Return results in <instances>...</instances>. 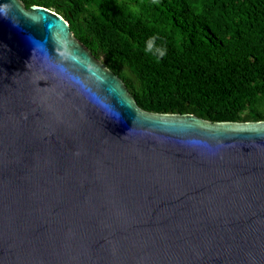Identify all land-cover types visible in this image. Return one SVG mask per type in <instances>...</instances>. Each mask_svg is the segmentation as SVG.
I'll list each match as a JSON object with an SVG mask.
<instances>
[{
	"label": "water",
	"instance_id": "95a60500",
	"mask_svg": "<svg viewBox=\"0 0 264 264\" xmlns=\"http://www.w3.org/2000/svg\"><path fill=\"white\" fill-rule=\"evenodd\" d=\"M0 264H264V120L145 111L60 15L0 0Z\"/></svg>",
	"mask_w": 264,
	"mask_h": 264
},
{
	"label": "trees",
	"instance_id": "16d2710c",
	"mask_svg": "<svg viewBox=\"0 0 264 264\" xmlns=\"http://www.w3.org/2000/svg\"><path fill=\"white\" fill-rule=\"evenodd\" d=\"M53 10L138 107L264 120V0H20Z\"/></svg>",
	"mask_w": 264,
	"mask_h": 264
}]
</instances>
